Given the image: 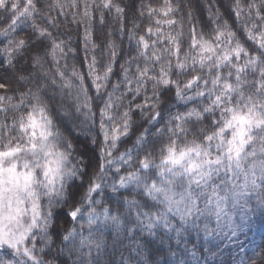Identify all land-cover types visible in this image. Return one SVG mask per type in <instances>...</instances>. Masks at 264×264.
I'll list each match as a JSON object with an SVG mask.
<instances>
[{
    "label": "snow or ice",
    "instance_id": "1",
    "mask_svg": "<svg viewBox=\"0 0 264 264\" xmlns=\"http://www.w3.org/2000/svg\"><path fill=\"white\" fill-rule=\"evenodd\" d=\"M256 210L264 0H0V264H264Z\"/></svg>",
    "mask_w": 264,
    "mask_h": 264
},
{
    "label": "trees",
    "instance_id": "2",
    "mask_svg": "<svg viewBox=\"0 0 264 264\" xmlns=\"http://www.w3.org/2000/svg\"><path fill=\"white\" fill-rule=\"evenodd\" d=\"M237 224H240L239 216L234 218ZM243 244L244 251L239 248L240 244ZM227 245L228 242L226 241ZM261 246H264V212L256 210L250 213L241 225V230L238 233V240L234 241L230 247L232 249V255L237 257V261L240 257H243L245 251L251 254ZM229 253L226 251L225 255Z\"/></svg>",
    "mask_w": 264,
    "mask_h": 264
}]
</instances>
